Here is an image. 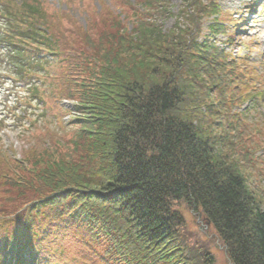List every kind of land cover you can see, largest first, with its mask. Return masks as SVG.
<instances>
[{"label":"trees","instance_id":"1","mask_svg":"<svg viewBox=\"0 0 264 264\" xmlns=\"http://www.w3.org/2000/svg\"><path fill=\"white\" fill-rule=\"evenodd\" d=\"M171 5L134 0L98 33L86 28V49H69L71 58L67 9L0 0V43L15 78L44 103L32 74L60 76L56 98L75 101L58 114L75 113L59 121L72 129L66 140L46 126L43 147L0 158V215L19 206L0 216V262L39 264L63 230L81 233L87 249L103 245L108 264H214L181 237L187 206L209 221L232 264H264V195L247 166L262 144L247 143L235 109L253 94L251 76L240 70L238 81L237 58L217 40H233L218 0ZM54 65L65 69L54 75Z\"/></svg>","mask_w":264,"mask_h":264},{"label":"rangeland","instance_id":"2","mask_svg":"<svg viewBox=\"0 0 264 264\" xmlns=\"http://www.w3.org/2000/svg\"><path fill=\"white\" fill-rule=\"evenodd\" d=\"M52 9H67L71 16V22L62 21V27L66 31V44H64V56L73 55L69 49L82 51L86 49L84 33L86 28L92 26L91 34L98 33L108 26V21L121 13L129 12V4L134 0H43ZM173 10L182 0H170ZM219 7L227 26L231 28L233 36L232 42H228L226 37L219 36L218 41L223 42L226 53L237 58L236 67L241 83L243 82L242 71L247 70L252 81V95L238 105V117H240L241 130L249 134V144H256L260 140L262 147L255 152L257 161L247 164L250 176L251 188L260 195H264V138L258 134V130L264 131V0H218ZM172 19L165 21L166 26H170ZM209 24L205 21L204 27ZM4 27L3 19L0 17V32ZM206 31V30H205ZM5 45L0 43V158L8 157L21 160L25 153L31 148L43 147V134L46 126L55 133L56 138L66 140L72 133L67 127L65 130L59 127V121L67 123L70 121V114H65L59 120L58 114H64L67 106L66 98H56V93L61 87L59 85L60 76L51 79H41L40 74H32L36 78L39 86V96L44 95V103L33 101L26 85H23L15 78L13 67L5 59L8 54L4 49ZM222 47V46H220ZM41 55L43 53H40ZM45 54V53H44ZM75 55L71 56L74 58ZM65 68L59 65L51 67L54 75H59ZM246 76V75H245ZM237 81V80H235ZM262 83V84H261ZM263 89H261V88ZM263 91L261 95L259 92ZM46 93V96L45 94ZM46 97L50 98V102ZM40 98V100H41ZM57 106L60 107L57 108ZM47 111H44V110ZM46 112L45 118L41 117ZM34 125V126H33ZM30 126L33 133H24ZM245 126H248L245 129ZM49 138V137H46ZM246 141L247 138H244ZM53 142V141H52ZM47 144V142L45 141ZM252 168V169H251ZM4 196L0 190V198ZM19 206L4 205L3 211L9 217L12 209H19ZM23 207V206H22ZM1 208V206H0ZM20 212V211H19ZM18 213V212H16ZM180 213L185 219L181 237L189 244L201 245L214 256V264H232L226 247L218 237L217 233L199 212L187 206L180 207ZM52 228V226H51ZM55 236V235H54ZM58 238L52 240L49 248V257H39V264H108L103 259L104 246L95 245L92 249L82 247L78 243L81 233L73 235L70 232L60 230ZM9 251V248H8ZM104 260V261H103ZM0 264H9L8 261ZM27 264H34L33 258L26 257Z\"/></svg>","mask_w":264,"mask_h":264}]
</instances>
